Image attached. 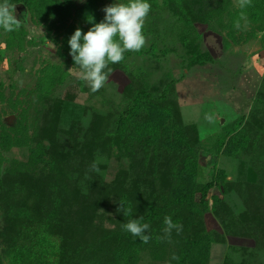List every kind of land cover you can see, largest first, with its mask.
Returning a JSON list of instances; mask_svg holds the SVG:
<instances>
[{
	"label": "rangeland",
	"instance_id": "374dc122",
	"mask_svg": "<svg viewBox=\"0 0 264 264\" xmlns=\"http://www.w3.org/2000/svg\"><path fill=\"white\" fill-rule=\"evenodd\" d=\"M147 2L145 47L109 63L95 93L68 41L129 0L7 4L18 26L0 27V264L43 226L50 264H264V0ZM166 216L183 225L170 240ZM133 219L147 244L122 229Z\"/></svg>",
	"mask_w": 264,
	"mask_h": 264
},
{
	"label": "clouds",
	"instance_id": "9594fccd",
	"mask_svg": "<svg viewBox=\"0 0 264 264\" xmlns=\"http://www.w3.org/2000/svg\"><path fill=\"white\" fill-rule=\"evenodd\" d=\"M238 6L243 8L251 4V0H237ZM151 5L147 0H129L127 4L116 3L103 9L105 12L104 20L94 24L86 33L77 28L70 37V55L75 63L81 68L80 78L88 83L93 93L99 91L108 79L104 71L109 63H119L124 59L125 51L138 52L146 45V37L143 34V27L149 15ZM18 26L17 19L7 3L0 4V27L6 32L15 30ZM118 38V39H117ZM111 72V69L108 68ZM94 161L91 170L99 172L98 164ZM118 212L128 214L124 204L119 203ZM165 237L170 240L173 230L177 234L183 231V225L173 223L170 216L164 218ZM149 224L140 223L139 219L130 220L122 225V229L131 233L132 236L139 238L142 243L147 244L151 239L146 234ZM173 260L179 257L175 254Z\"/></svg>",
	"mask_w": 264,
	"mask_h": 264
},
{
	"label": "trees",
	"instance_id": "16d2710c",
	"mask_svg": "<svg viewBox=\"0 0 264 264\" xmlns=\"http://www.w3.org/2000/svg\"><path fill=\"white\" fill-rule=\"evenodd\" d=\"M10 0H0V4L9 3ZM21 2V0H17ZM24 11V7H20V12ZM139 96L142 93L138 94ZM136 101V100H135ZM133 107L129 108L127 112H124V115H121L117 121V127L120 129L121 126L125 124V119L130 115L133 111ZM212 188V184H206L203 186L200 191V200L203 204H205L207 193ZM121 202L124 204L126 210H128V214L124 215L123 212H120L121 217L132 219V202L128 198L127 195H122ZM44 226L40 229L36 230L35 235H31L33 245L28 243V238H26L21 244L14 246L13 251L10 254V262L11 264H50V258L54 257V242L50 240L52 238L51 235L48 234V230H46ZM22 235L27 236V233L22 232ZM187 260V255H183L180 257V263L184 264Z\"/></svg>",
	"mask_w": 264,
	"mask_h": 264
},
{
	"label": "water",
	"instance_id": "95a60500",
	"mask_svg": "<svg viewBox=\"0 0 264 264\" xmlns=\"http://www.w3.org/2000/svg\"><path fill=\"white\" fill-rule=\"evenodd\" d=\"M17 13H18V14L20 13V8L17 9Z\"/></svg>",
	"mask_w": 264,
	"mask_h": 264
},
{
	"label": "flooded vegetation",
	"instance_id": "af4514ba",
	"mask_svg": "<svg viewBox=\"0 0 264 264\" xmlns=\"http://www.w3.org/2000/svg\"><path fill=\"white\" fill-rule=\"evenodd\" d=\"M16 15H18V13Z\"/></svg>",
	"mask_w": 264,
	"mask_h": 264
}]
</instances>
